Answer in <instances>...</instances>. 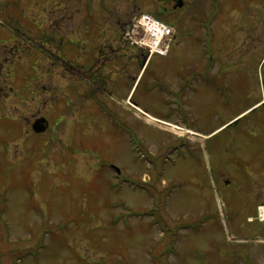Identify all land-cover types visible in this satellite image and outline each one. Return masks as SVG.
I'll list each match as a JSON object with an SVG mask.
<instances>
[{
	"label": "rangeland",
	"instance_id": "rangeland-1",
	"mask_svg": "<svg viewBox=\"0 0 264 264\" xmlns=\"http://www.w3.org/2000/svg\"><path fill=\"white\" fill-rule=\"evenodd\" d=\"M206 1L0 0V264H264V38L202 93Z\"/></svg>",
	"mask_w": 264,
	"mask_h": 264
},
{
	"label": "flooded vegetation",
	"instance_id": "flooded-vegetation-1",
	"mask_svg": "<svg viewBox=\"0 0 264 264\" xmlns=\"http://www.w3.org/2000/svg\"><path fill=\"white\" fill-rule=\"evenodd\" d=\"M170 1L172 12H175L179 8L181 2L184 4L183 6H185L184 0ZM202 4L203 10L201 11L200 24L202 25V30L210 35V39L207 44L206 40H200V45L203 48L201 50L197 75L199 87H201L202 93H204L203 86L207 85L208 90L209 88L214 87V92L217 96L215 99H223L228 107L232 104L230 100L235 94V92H231V87L234 84L232 80L235 82L238 77H235L234 79V76L238 73V76H241L242 78L245 73L252 71L250 66L246 67V71L238 68V64L241 62L240 60H233L232 62H229L228 60H231L233 55L238 59L240 57L239 53H242L243 49L249 46V44L245 43L250 41V44H252V40H255V33H259L256 37L260 36L261 38H264V0H242L241 5L236 4L232 0H209V2L206 1ZM234 12H236V16L234 15ZM141 15L143 14L140 12L138 18ZM239 34L244 35V40L238 38ZM239 39L245 43L240 44ZM238 46L243 48L237 50ZM101 49V52L99 50L98 52L96 51V53H101L100 56L105 52V49ZM139 51L140 54L133 55L132 60L126 61L123 65L121 64L120 56L117 55L116 57L118 59H115V61H118L117 63L125 68H129L128 66L131 63H135L136 65L138 63L140 64L138 66H140L141 69H144L143 73H146L156 55L147 50L142 51L139 49ZM96 53H94L93 59L98 62L100 60L98 57L100 56ZM110 56L111 55L109 54L104 55V57L108 58ZM92 63L93 62L86 65H76L73 70L75 72L84 71V73H87L88 71H91L90 67L92 66ZM259 104L261 103H256L254 107ZM104 107L106 108L107 106ZM103 112L105 111L103 110ZM113 114L115 115V113ZM115 117L117 116L115 115ZM224 182L225 183L223 184L228 186V180Z\"/></svg>",
	"mask_w": 264,
	"mask_h": 264
},
{
	"label": "built area",
	"instance_id": "built-area-1",
	"mask_svg": "<svg viewBox=\"0 0 264 264\" xmlns=\"http://www.w3.org/2000/svg\"><path fill=\"white\" fill-rule=\"evenodd\" d=\"M144 21H146V24L149 25L148 29H149L153 39H156L157 37H161L165 33L169 32V30L166 27L160 26L159 24H155L150 19L145 18Z\"/></svg>",
	"mask_w": 264,
	"mask_h": 264
},
{
	"label": "water",
	"instance_id": "water-1",
	"mask_svg": "<svg viewBox=\"0 0 264 264\" xmlns=\"http://www.w3.org/2000/svg\"><path fill=\"white\" fill-rule=\"evenodd\" d=\"M183 3L181 2L179 4V8H182L183 7ZM47 129V125H46V120H39L37 121L34 125H33V130L35 133L37 134H42L46 131Z\"/></svg>",
	"mask_w": 264,
	"mask_h": 264
},
{
	"label": "bare ground",
	"instance_id": "bare-ground-1",
	"mask_svg": "<svg viewBox=\"0 0 264 264\" xmlns=\"http://www.w3.org/2000/svg\"><path fill=\"white\" fill-rule=\"evenodd\" d=\"M144 32H145V30H144ZM160 38L161 37H157L156 39H152V36L147 33V36L143 42V43H145L144 46H147V47L150 46L151 48H154L153 46H155L160 41L159 40ZM147 118H149V120L157 121L154 118L149 117V116ZM187 132L189 133V131H187ZM262 211H264V208H262Z\"/></svg>",
	"mask_w": 264,
	"mask_h": 264
}]
</instances>
